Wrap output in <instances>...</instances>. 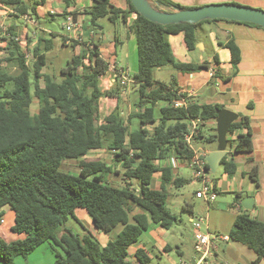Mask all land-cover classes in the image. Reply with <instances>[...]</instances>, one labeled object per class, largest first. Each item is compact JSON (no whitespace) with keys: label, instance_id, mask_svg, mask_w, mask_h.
<instances>
[{"label":"trees","instance_id":"obj_1","mask_svg":"<svg viewBox=\"0 0 264 264\" xmlns=\"http://www.w3.org/2000/svg\"><path fill=\"white\" fill-rule=\"evenodd\" d=\"M91 1L92 8L86 15L94 27L100 18H107L111 23L126 22L133 14L129 31L135 37L138 70L130 86L138 91L140 111L131 118L138 119L141 127L129 132L117 108L98 123L99 100L115 97L117 91L113 88L101 92L98 87L99 78L106 74L109 64L100 58L96 44L72 40L73 49L82 45L85 50L67 61L60 70V80L55 81L43 73L47 62L44 52L52 49V41L42 40L43 49L37 45L32 50L34 60L30 67L13 29H6L9 37L2 41L6 42L7 51L14 50V53H0V225L2 208L8 206L14 213L11 231L25 237L7 242L0 235L2 264L26 259L46 243L54 255L52 264H130L128 249L148 229V219L166 230L178 222L167 207V187L178 188L182 180L173 176L170 167H165L160 170V187L152 189L150 183L158 171L157 162L171 156L180 162L190 160L194 152L184 142L189 121L198 118L203 126L207 121L216 120V110L223 107L194 102L174 108L173 103L181 99L175 79L169 83L158 82L153 74L154 70L167 66L179 73L208 69L205 62H177L165 37L181 33L184 47L191 52L196 49L197 25L232 21L205 20L197 24L162 26L140 16L129 0H126L127 9L114 7L110 0ZM44 2L39 0L35 5ZM154 2L169 9H187L167 0ZM0 3L10 7L16 17L35 11L34 6L30 8L21 0H0ZM65 41L62 40V45ZM226 48L230 51L232 66H237L240 55L234 41L230 40ZM12 64L17 67L15 74L6 70ZM33 100L37 102L35 113L30 110ZM159 102L165 106L159 110L160 117L156 120L154 106ZM146 125L153 127L148 129ZM243 129L245 133L239 132ZM236 131L235 145L229 143L231 150L250 151L251 132L246 117L239 115L227 135L232 136ZM201 136L199 128L195 139ZM216 138V134L209 135L207 140ZM104 148L112 151L113 167L85 159L91 152ZM230 156L225 154L221 165L224 173L232 177L236 168L228 161ZM65 160L79 162L77 175L61 170ZM115 167L120 170L115 171ZM116 175L121 177L122 185L108 183ZM134 208L144 213L133 214ZM78 211L90 217L98 231L110 233L118 226L121 229L113 241L102 246L90 232L79 236L67 227L73 221L84 231L76 215ZM228 236L256 255L251 264H264L263 222L242 212L236 216ZM135 258L138 264L149 263L142 250L136 251Z\"/></svg>","mask_w":264,"mask_h":264},{"label":"crops","instance_id":"obj_2","mask_svg":"<svg viewBox=\"0 0 264 264\" xmlns=\"http://www.w3.org/2000/svg\"><path fill=\"white\" fill-rule=\"evenodd\" d=\"M21 1L27 4L30 8L33 6L35 8L34 12L29 10L27 13L28 15L24 14L19 16L24 20V23L22 24L24 27L21 28V34L20 26L15 21V19L19 17L14 16L10 7L4 6L1 3L0 29H3V27L6 26L11 27L14 31V34L17 36L21 50L25 48L26 51L32 55V50L37 45H40V47L42 46L43 48L44 42H41L42 40H51L53 47L55 46L53 42L55 33L49 29L42 28L40 22L42 20L45 21L47 16L54 18L56 16L65 17L67 14H73L75 16V22L77 23V29L73 32V36L63 37V39H66V41L65 45L62 46H70L72 40L76 39H79L80 43L87 42L91 43L92 45L96 44L100 58L109 64V69L106 74L99 78V81L102 83V87H99V85L98 87L101 92L111 91L113 88H115L117 91V95L115 97L101 98L99 100L98 123L101 124L103 119L117 108L120 118L128 127L129 132L138 131L141 127L138 119L135 117L131 118V116L137 115L140 111L137 108L139 101L138 91L136 88H133L130 85L127 88H122L119 83V75L124 74L128 77L132 84L133 76L138 70L135 37L129 31V26L133 21V14H130L127 17L126 22L117 20L115 23H111L107 18H100L97 22V26L94 27L90 23L89 17L86 15L87 12L92 8L91 0H45L44 3L39 5H35V3H38L39 0ZM152 1L154 2V0ZM167 1L187 9L202 7L210 4L228 3L264 11V0ZM110 2L116 8H128L126 0H110ZM161 9L165 11L169 10V8L162 6ZM5 21H9V23H6ZM105 21L110 23L113 29V34L109 37V39L106 38L103 32V23ZM204 24L205 25H203L202 30L203 28H206L210 37L209 50L211 54L207 57L203 55V52L207 50V44L200 43V39L198 38H196L197 47L191 52L187 51V49L184 47L182 42L183 35L181 33L168 35V40L171 45L172 54L177 62L193 64H201L205 62L208 64L209 68L193 73L177 72V74L171 76V79L174 78L176 81V87L178 88L177 95L181 96V99H184L188 103L195 102L200 105L218 104L223 106L222 108L236 113L238 116L240 115L247 118L248 126L251 132V150L248 152L237 153L233 152L230 147L227 150V146L226 154L230 153L231 155L228 158V161L230 160L234 163L236 168L235 173L232 177H230L225 174L223 170V174L220 179H211L214 183L217 196L223 194L228 196V198L230 197L231 199L234 196L231 203L226 202L227 200L225 198H222L220 202H216L218 198L217 196L213 202L217 212L220 214V217H222V215H224L226 219L228 217V222H226L224 226H222V224L217 225V223L214 222L213 228H210L212 233H210L228 236L231 230L230 225H233L236 216L242 212H246L251 218L264 223V29L243 23L224 21ZM31 25L33 29L32 32H29L28 26L31 27ZM40 34L43 36H40ZM44 34H49L51 36L50 39L45 38ZM230 40H233L239 49L240 58L237 66L235 67H233L230 62L231 54L226 48V44ZM126 41L128 42L127 48ZM131 45L132 50L130 47ZM174 45L176 46L175 51ZM83 48L84 46L82 45L77 46L76 54L81 53ZM0 53L2 55H6V53L10 55L14 53V50L7 51L6 42L2 41L0 42ZM119 55L125 58L127 65L121 66L119 64ZM131 60H133V62H131ZM211 70L215 72L214 78L209 77V71ZM156 81L164 82L160 80ZM163 106H165V103L163 102H159L154 106V118H156V120L159 119V110ZM146 127L151 129L153 125H146ZM239 132L245 133L246 129L240 130ZM237 133L238 131L234 132L232 136L227 135V139L230 144L232 143V146L235 145L237 141ZM212 134L213 133L210 135ZM214 151H216V148L203 151L198 154H204L206 156L208 153ZM91 153L99 154V156L92 161H101L106 163V165L113 167V156L111 154L112 151L104 148ZM88 156L89 154L85 157L86 160ZM174 160L175 157L171 156L168 159L157 162L156 165L158 171L154 174L150 183V187L152 189H158L160 187V170L165 167H170L173 176L182 180L180 182L181 186L186 183H190L194 186L191 170L185 166V164H178L177 166L172 165ZM220 166L223 168L221 162L219 167ZM219 167L216 169V171L219 169ZM117 170H120V167H115V171ZM186 170L191 172L188 179L182 176L183 171ZM120 178L116 179L114 176H111L108 179V183L111 185H118L121 183ZM246 197H250L252 199V206L250 210L244 209L241 204V200ZM168 202L169 199H167V204ZM212 204L209 206L206 205L207 211L212 206ZM230 208H234V212L236 214L231 211ZM168 209L170 210L169 207ZM185 209L190 212L193 211V207L191 205H187ZM2 213L3 218L2 224L0 225V235L4 238V240L7 242H12L23 239L25 237L24 234L18 235L11 231V228L14 225V213L11 211V209L6 206L2 208ZM142 213L144 212L139 208H134L133 210V214ZM76 215L84 227V231L81 230V228L73 221H69L68 226L75 230V233L79 236H83L85 231L90 232L102 246L106 245L110 241H113L116 238L117 233L120 231L114 230L110 233H103L93 227L90 217H88L83 211H78ZM148 224V229L141 235L139 242L128 249V262L130 264H138V261L135 258V253L137 250H142L148 257V264L152 263V253L156 250L160 253H163V257L169 259L168 252H171L173 247L169 243L167 237L169 230L173 227L168 230L163 229L160 226L152 223L150 219H148ZM224 231L227 232L224 233ZM189 244L187 247L191 246L194 254H190L188 256V263H192L196 257L194 248L195 237L193 231L192 239H189ZM174 247L176 249L175 252H177L179 255L185 254L184 250L180 249L177 243H174ZM243 248L246 247L231 240L226 243H219L215 258L211 264H251L256 258V255L250 250H248L250 253H245ZM49 250L51 254H53L50 249V245ZM155 259H158V262H161V258H158L157 255H155ZM53 262L49 260L48 263L44 262L43 264H52Z\"/></svg>","mask_w":264,"mask_h":264},{"label":"rangeland","instance_id":"obj_3","mask_svg":"<svg viewBox=\"0 0 264 264\" xmlns=\"http://www.w3.org/2000/svg\"><path fill=\"white\" fill-rule=\"evenodd\" d=\"M15 21L20 26V34H21V28L24 27L22 26V24L24 23V20L19 17L15 19ZM5 22L9 23V21H5ZM40 24L42 28L49 29L50 31L55 33L53 37V42L55 46L49 51L44 52L47 62H46V67L43 69V73L49 75L51 78H54L55 81H59L60 80V74H59L60 70L64 68L67 64V61L77 53L76 49H73L71 46H62V40H63V37L73 36L74 33L67 32L65 30L64 28L65 19L62 16H56L54 18L47 16L46 20L45 21L42 20ZM203 25L205 24L202 23L196 26L195 36L196 38L200 39V43L207 44V50L203 52V55L207 57L208 55L211 54L209 50L210 37H209L208 30L206 28L205 29L203 28L202 30ZM28 27H29V32H32V29H33L32 25L31 27L30 26ZM103 27H104L103 32L106 38L109 39V37L112 36L113 34V29H112L111 24L105 21L103 23ZM8 28L9 26L3 27V29L1 28L2 30L0 29V42H2L1 41L2 38L9 37L8 33L4 31V29H8ZM41 35L42 34H40V36ZM44 37L47 39H50L51 36L49 34H44ZM165 39L171 48V45L168 40V35H166ZM127 47H128V42L126 41V48ZM130 47L132 50V45ZM195 47H197V45H195ZM175 48L176 46L174 45V51H175ZM41 49H43L42 46H41ZM24 51L26 52L25 54H26L27 64L28 66L31 67L34 59L32 55L28 53V51H26L25 48L23 49V52ZM118 52H119V49H118ZM118 61L121 66L127 65L125 58H123L121 55H119ZM131 62H133V60H131ZM6 70L11 74H15L17 72V67L14 64H12L8 66ZM174 74H177V72L174 71V69H172L171 67L167 66L161 69L154 70L153 76H154V79L156 80L169 82L171 80V76ZM98 85L99 87L100 86L102 87V83L100 81ZM6 88H10V85H7ZM30 110H31V113H35L37 111L36 100H33ZM200 130H201L202 136L196 139L195 141H193L192 143L193 150L197 153H201L203 151L217 148L218 146L217 138L213 141L207 140L208 136L211 133H213L212 135L217 134L216 121L214 120V121L205 122L204 126H200ZM227 146H228L227 148L228 150L229 144ZM98 156H99L98 153H91L87 157V160L92 161L93 159H96ZM61 170L69 174L77 175L79 173V162L77 160L76 161L65 160L62 163ZM190 173L191 172L189 170L183 171L182 176L188 179L190 176ZM222 174H223V168L221 166L214 173L211 172V170H209L208 172V176L211 179L212 178L220 179L222 177ZM114 177L116 179L120 178V176L118 175ZM122 184L123 183H119L118 185H122ZM197 187L198 186H195V185L193 186L190 183L188 184L186 183L178 188L167 187V190L170 195L168 198L169 202L167 205L170 208V211L173 214H175L178 220V223L175 224V226H173V228L169 230V234L167 237V239L169 240V243L171 244L173 248L171 252H168L169 259H167L166 257H163L164 255L163 253H160L157 250L153 251L152 253L153 261L150 264H179L182 261L188 262L189 260L188 256L190 254H194L191 246L187 247V245L189 244V239H192V223L197 222L199 218L207 217V223H208V228L210 232H211L210 228L211 229L213 228L214 222H216L217 225L222 224V226H224L226 222H228V217L227 219L225 218L224 215L220 217V214L217 212V209L215 208L214 203L207 211L205 202L202 199L195 198L194 193ZM217 197L218 198L216 202H220L222 198H225L227 200L226 202L228 203L229 202L231 203L234 198V196L232 197V199L230 197L228 198V196L223 195V194ZM187 205H191L193 207L192 212L185 209ZM230 210L234 212V208H230ZM231 226L233 225H230V228H232ZM67 227L71 229L73 232H75V230H73L70 226L67 225ZM120 229H121V226H118L116 228L117 231ZM226 232L227 231H224V233ZM174 243H177L178 247L184 250V253L188 255H185V254L179 255L177 252H175L176 249L174 247ZM243 249L245 253H250L248 252L247 248H243ZM155 255H157L158 258H161V262H158V259H155ZM49 260L53 262L54 255L51 254L49 250V244H43L42 246L38 248V250L30 254L26 259H23V258L15 259L14 264H43L44 262L48 263ZM194 261H195V258H194ZM194 261L192 262V264L194 263Z\"/></svg>","mask_w":264,"mask_h":264},{"label":"water","instance_id":"obj_4","mask_svg":"<svg viewBox=\"0 0 264 264\" xmlns=\"http://www.w3.org/2000/svg\"><path fill=\"white\" fill-rule=\"evenodd\" d=\"M136 12L143 18L162 26L179 24H197L205 20H225L236 23H248L264 29V11L251 7L235 4H210L192 9L173 7L167 11L161 9L159 4L152 0H129ZM216 131L218 146L216 151L205 156L211 172L219 167L222 158L226 154L227 134L230 125L234 123L238 115L227 109L216 110ZM241 204L246 210H250L252 199L243 198Z\"/></svg>","mask_w":264,"mask_h":264},{"label":"built area","instance_id":"obj_5","mask_svg":"<svg viewBox=\"0 0 264 264\" xmlns=\"http://www.w3.org/2000/svg\"><path fill=\"white\" fill-rule=\"evenodd\" d=\"M28 19V18H27ZM64 28L67 32H74L77 29V23L71 14H67L65 17ZM6 32V29H4ZM79 41V39H76ZM209 77L214 78L215 72L209 71ZM119 83L122 87L127 88L131 85L130 80L124 74L119 75ZM189 103L184 99L177 100L173 103L174 108L186 107ZM202 121L198 118L192 119L188 124V131L184 135V142L193 150L192 143L199 133L200 124ZM194 152V156L185 162H180L175 158L172 165L185 164L192 172V181L194 185L198 186L195 191V198L202 199L207 206L212 204L217 196L215 186L211 178L208 176L209 169L207 170V162L205 161L204 154H198ZM2 224V221H1ZM192 231L195 237V261L193 264H211L215 258V254L218 250L219 243H226L230 241L227 235L211 234L208 229V223L206 218H199L197 222L192 223ZM179 264H192L188 262H180Z\"/></svg>","mask_w":264,"mask_h":264}]
</instances>
